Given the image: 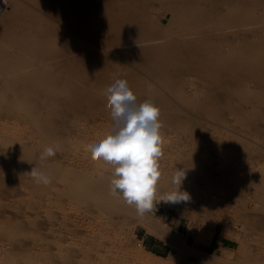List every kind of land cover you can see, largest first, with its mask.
<instances>
[{
    "label": "rangeland",
    "instance_id": "1",
    "mask_svg": "<svg viewBox=\"0 0 264 264\" xmlns=\"http://www.w3.org/2000/svg\"><path fill=\"white\" fill-rule=\"evenodd\" d=\"M104 1L105 0L102 2ZM106 1L110 2V0ZM128 1L130 2L132 0H126V2ZM144 1L145 2H142L143 5L150 6L148 13L149 15L151 14V21L155 19L152 22L149 20V23L151 22L153 26L160 27L161 32L159 33L160 37L158 34L154 33L151 34L153 37H151V35L145 36L146 40H148L140 42L139 44H128V46L125 45L126 47L124 44H120V46L101 45L99 42L92 41L93 39L90 35L86 36L88 33L83 34V37L74 32L75 30L73 27L67 24V21L72 19L70 18L72 15L77 17L76 12L70 10L72 14L69 10V13H66L64 10V13L62 11V13H60L58 9V12L54 14L45 9H41L32 0H10L6 15L0 16V38L2 37L4 29H12L14 21L10 19L16 12L14 8L16 3H19L21 6L19 11L31 10L36 15L42 16L45 21H47L46 24L48 27H53V29L56 28V32H58L57 35L62 36L65 33L68 35L73 34L81 36L80 39L74 36L78 41L76 42V40H74L75 43L70 40L69 42L68 40H66L67 42L63 41L68 46L70 45V48H65L64 46L66 45L61 43L63 45H60L61 48L59 47V50L68 51V53L71 54H69V56L72 58L73 56L75 57V55L79 56L84 53V55L89 57L95 55L94 57L96 58L94 59L93 57V61L100 63V69L105 71V74L100 73L101 80L100 78L98 79L100 80L99 84L101 83V87L99 86L98 88L97 86L98 89L96 88V90L99 93H104V90L109 86V84L106 83H109L111 80V83L114 82L112 79L114 75L117 76L114 78L127 80V76L126 78H122V76L126 75H124V73L127 72V69L130 70V72L132 71V73L134 72L138 77H142L140 78V85L147 88L150 84V88L153 89L151 90L149 88L150 91H145V93L142 92L141 94L143 95L144 93L145 95L142 97H144L145 100L150 99L154 101V103L156 102V105L161 99V101H159L161 107L159 108L164 111L163 109L165 106V111L171 110L169 112L171 116L166 117L167 115H165L159 118L161 121L166 117L164 118L165 120L161 121L162 128L160 129L164 139L163 156L159 160L162 174L157 185L156 207L151 212L146 213L145 216L158 222L176 234L180 240H183L181 242L186 244H184V251L182 248L176 250V248L148 233L144 225L139 221V217H134V214L132 215V213L135 212V207H129L120 197H114L115 200H111L113 202L110 203L112 204L116 201L115 203L117 205L118 203L120 204L122 200V206L121 204L120 206L119 204L117 205L119 208H117L118 210H121L122 207L125 208L121 210V213L115 211V203L112 205L109 203V207L112 208L113 206L112 210L114 209L112 211L107 206V210H111V213H109L110 216L107 213V216L105 214V212H109V210H106L101 216L99 214V216H97V212L92 208H87V210L85 207L83 208L82 205H72L65 197H62V193L60 192L61 189H63V185L59 181L47 186L42 185V188H40L37 187L38 185L35 184L34 179L29 175H24L15 169H13L15 172H9V170L7 171V169L3 168L0 163V264H10V262L13 264H264V86L262 87V85H264V75L261 73L259 63V60L264 56V48H259L264 47V0H253V4L252 0H236L237 2L240 1L238 2L239 5L244 2L240 7H238L239 5L235 0H192L194 4L191 2V5H194V7L190 5L191 0L187 2V5H185V0H178V3L176 0ZM163 1H165V3L161 4ZM174 1H176V6L178 5L183 8L184 12L182 14L184 15L185 13L184 16H178L176 14L177 8H175V3L174 6H171ZM117 2H123L121 3L122 7L128 8L127 10H131L130 8L132 5L134 3L136 4V0L132 1L133 4L132 2L129 3V7H127L128 4L125 3L124 0H118ZM196 2L201 4H197ZM204 2L209 4H204ZM220 2H223V4ZM254 2L257 5H255ZM165 4L166 6H163ZM220 4L222 6H219ZM183 5L188 8H184ZM204 5H206V8ZM203 6L204 10L206 9V14L204 15H202ZM200 7L201 11H199ZM241 7H245L241 12L245 18L243 22L241 21V23L235 25V22V24H233V22L231 23L230 21H233L235 16L240 13L239 10L241 11ZM207 8L211 10L209 9L210 11H208ZM237 8L240 9L237 10ZM197 11L201 13L199 14ZM205 11H203V13H205ZM235 11L236 14L233 13ZM195 13H197L196 16L201 15L202 18L201 16L200 20L199 16L195 18ZM208 13L210 15H208ZM190 15L193 16L191 17ZM246 15H248V18ZM206 16H208L210 20L206 18ZM190 17L192 20H190ZM230 18L231 20H229ZM77 19L79 20V17H77ZM196 19L198 20L196 21ZM206 19H208L209 22ZM188 20L193 22V24L188 22ZM9 21L12 22L10 23ZM194 21L197 27H195L196 24ZM199 21H201V23H199ZM203 21L205 24H203ZM221 21L223 24L218 26L217 24H221L219 23ZM33 22L35 24L38 23L36 20ZM156 23H158V25H155ZM178 23L181 27L178 26ZM191 24L194 26V29ZM41 25H44V23L41 22ZM161 27H167L172 31L167 28H165L167 30L162 29ZM180 28H182V30ZM141 29L140 34H147V32L145 33L146 28L143 27ZM200 30L206 32H200ZM211 31L213 33L206 34ZM36 35L39 37L42 36V33L37 31ZM171 35H175L174 39L175 37L180 38L178 40H181L180 44L182 42L181 49L183 47L182 51L187 54L191 53L189 49L192 51L195 50L197 46L199 47L206 37H211L212 39V35L214 36L213 39H215V37L216 39L218 37L224 38V40H222L223 50L232 55H237L240 49H246L244 52L248 50V52L252 54L253 45H255V53L253 52L252 59L256 61L253 60L255 64L252 61L253 64L250 63L248 66L244 65V73L235 74L233 76L234 79L228 77L229 83H235L233 84L235 86L233 89L235 90L229 88L230 91H227L228 88L221 89L219 85H216L218 87L215 86L217 89L212 90L210 85L213 81L217 82V84H221L220 82L218 83L221 78L219 77L221 76V72L219 71H215L211 77L207 78L205 76L201 77V74H198L196 71L194 72V70L186 71L184 75L179 77L182 83L180 86L177 85L179 80L178 77L173 78L171 76L172 78L170 79L164 77V80L161 81V79L156 78L152 74V72L157 70V72H159V70L160 72L164 70L160 65L162 63H160L159 60L156 61L155 58L160 54L157 50V46L159 45L161 49L165 47L162 49L164 53L166 49L169 51L168 48L171 44L178 45L179 41H174ZM165 36L167 38H165ZM149 38L154 39L149 40ZM159 38L164 45H167L164 46L160 43L161 41H158ZM169 39H171L172 42ZM199 39L201 42L198 41ZM167 41L171 42V44ZM78 43L83 44V47L86 46L87 50L85 47L84 50H80L82 52H79L77 49ZM151 43L155 44L153 46L155 49L157 48L156 52L146 51V53H148L147 55H150L149 53L155 55H153L154 57L152 58L144 55V51H142L143 48L152 46L153 44L151 45ZM73 44L76 48L73 47ZM142 44L144 46H142ZM146 44H148V46H145ZM251 45L253 47H251ZM1 46L2 45H0V47ZM104 47H106L105 50ZM50 48L51 46H49V48L48 46L46 47L45 56H47V52L49 54L48 49ZM90 48L93 51H90ZM257 48L259 49L257 50ZM0 49L3 50V47ZM8 50L9 52L7 53ZM10 50L15 54L21 52L20 50V52L17 50L15 52V50L12 49H7V51L5 49L4 51L6 52L0 51V62L2 61L3 64L12 62L10 61L9 55H13V53ZM74 50L76 51L75 53H73ZM140 50L142 51L140 56L144 55L143 58H140L138 55ZM167 50L166 52H168ZM256 50L260 54L256 53ZM262 51L263 54H261ZM126 52L129 54H126ZM32 53L34 54V51ZM32 53L24 52L20 54L22 59H28L25 62L28 61L27 66L29 65L30 67L20 68V70L22 69L21 71L19 68H13L9 65H6V68H1V70L5 69L9 74L3 72L5 78L11 79L12 76L14 77L23 72L26 74L25 72L28 73L27 70H29L28 74H30V77H33V73L36 72L37 67L38 69H43L41 67L49 65L50 63L65 62V58L63 59L62 56L53 60L49 59V61L45 59L44 61V59H37L35 54L34 57ZM28 56H31V58ZM186 56L188 57V55ZM61 60L62 62H60ZM144 60L146 62L148 61L147 65H144ZM149 60L153 64H151ZM176 60L179 61L178 59ZM46 61H48L49 64ZM30 62L33 63L31 64ZM175 63L176 62L172 65L175 68L181 64L180 61ZM256 63L258 67L255 66ZM141 64H143V66ZM149 65L151 68L154 66L153 70L148 67ZM117 67L121 69L119 68L117 70ZM247 67L250 69L248 73L251 72V75L247 73ZM109 68L111 69L110 71H108ZM119 70L123 75L120 74L119 76ZM258 70L263 77L260 76ZM14 72L16 73L13 74ZM244 74L245 76L247 75L246 78L252 79H245ZM7 75L10 77H7ZM151 75H153V77ZM104 76H108L109 78H105L108 80L110 79V81L108 82L107 79L104 80ZM3 77L1 76L0 78ZM32 77V81H35L36 76H34V79ZM216 78H218V80ZM256 78L257 80L259 78L260 82L259 80L257 81ZM142 79L145 83L147 82V84H149H144V82L142 84ZM168 79L170 81H168ZM239 79H242V82ZM68 82H70L72 86L75 80L69 79L66 82L67 84H63L65 85L63 88H69ZM236 83H239L240 86L237 87L238 84ZM35 85L33 91L36 93L37 90L38 93H40L39 90L42 89L41 96H37L38 93H36L32 97H27V99H32V103L28 101L34 109L31 108V110L36 111L31 112H38L36 114L37 117H39L41 121L44 120V122L39 120V123H37L27 112H9L0 105V151H4L5 148V155L2 151L0 154L8 158L12 154L13 156L11 155L10 157L12 159H9L13 163L16 162L14 158H18L16 155H19V153L15 151L22 152V155L23 153L25 155L28 153L31 157L29 158L30 155L27 154L29 159L27 157L25 159H28V161L32 160V163L36 164L39 163L36 158L39 157L40 153H42L46 147H54L57 149L56 156L49 158L46 161L47 163L45 162L44 164H49L51 162L50 164L58 165L60 167V169H58L59 172H63V169L67 170L68 168L82 169L87 163L95 164L96 162L94 163L90 159L89 162L87 161L88 159L84 161L82 156L89 154L86 150L87 145L99 142L112 130L114 121L111 118V109L108 106L107 100L102 99L106 101L107 104L104 101L102 103L101 99H99L97 103L93 102L92 104V101L86 97L87 93H79L78 91L77 93H68V90L63 91V89H60L61 96L63 97L61 103L55 105L53 108H46V106L41 107L40 102L47 101L49 99V94L46 97L45 94H47V92L43 93L45 91L44 88L39 86L38 82L37 84L35 82ZM106 85L108 86L104 89ZM236 87L239 88V90L244 88L242 89L243 96L240 94L241 91L237 92L239 90L236 89ZM206 88H208V90ZM100 89H102L103 92H101L102 90ZM60 90L58 89L57 92L54 91L55 95H60ZM222 90H224V92ZM205 91L209 93L210 96ZM216 91H220L222 94L218 92V95ZM258 92L259 94H257ZM221 98L223 100H221ZM65 99L67 100L66 102ZM71 99L82 101L83 105L74 107V105L69 104L71 103ZM202 99L206 100L203 101ZM216 100H218L222 106L224 103V106H221L223 110L219 108L220 104L216 102ZM186 101L191 105L185 103ZM192 101L194 104L196 103V105L192 104ZM260 102L262 104H259ZM100 103L102 104L100 105ZM104 103L106 105H104ZM197 104L200 105L198 106ZM218 104L219 106H217L216 109V105ZM94 105L96 107H94ZM201 105L204 107V111L206 108L209 109V107H211L210 110L212 112L209 110L211 113L206 110V112L210 114V117H208V113L207 117L205 116L206 113L201 114V116L204 114V117L200 116L197 111L200 110L199 107H201ZM218 109L221 113L218 112ZM257 109L259 111L261 110L262 112L260 111V113L262 114H260ZM40 123L42 126H39ZM9 149H12L10 154ZM14 153L17 154L15 155ZM1 155L0 158L2 157ZM25 155L21 156L20 154L21 157L19 156V158H24ZM96 164H99L98 167H100L101 171L104 169L102 171L104 174L110 172L111 175L113 166L110 163L101 160ZM101 165L103 168H101ZM177 168H184L186 171L181 190L189 194L190 200L178 204L159 202V197L161 195L175 190L171 184V178ZM17 172L19 173L17 174ZM108 176L107 178L110 180L111 176ZM107 193H110V190L109 192L107 191ZM127 208L129 209L127 210ZM91 211L94 214H92ZM112 212L115 213L112 214ZM122 212H124L123 216L121 215ZM118 215L119 217H117ZM219 234H222L225 239V243L221 246H218L214 242V239ZM152 249H157L159 253L153 252Z\"/></svg>",
    "mask_w": 264,
    "mask_h": 264
},
{
    "label": "bare ground",
    "instance_id": "2",
    "mask_svg": "<svg viewBox=\"0 0 264 264\" xmlns=\"http://www.w3.org/2000/svg\"><path fill=\"white\" fill-rule=\"evenodd\" d=\"M38 7H40L41 9H45V10H47V11H49V12H51V13H54V14H56L57 12H58V9L60 10V13H64V10L66 11V13L68 12V10H69V12H70V10H72V11H74V12H76V16L77 17H79V20L77 19V17H74L73 15H72V17H70V18H72V19H70V20H68L67 21V24H69V25H71L72 27H73V29L75 30L74 32H76L77 34H80V35H82L83 37H84V35L83 34H86V33H88L86 36H88V35H90L91 36V38L93 39L92 41H96V42H99L101 45H103V44H106V45H119L120 46V44H124V46L126 45V46H128V44H133V43H137V44H139L140 42H143V41H147L146 40V37L145 36H148V35H151L152 33H154V34H158L159 35V33L161 32V29H160V27H158V26H153L152 24L153 23H151L153 20H155V19H153L152 21H151V19H150V15H149V8H150V6L149 5H143L142 4V2H145L144 0H136V4L134 3L133 4V0L132 1H128V2H126V0H124V2L125 3H127L128 4V6L127 7H129V3H131L132 2V7H131V4H130V9L131 10H127L126 8H124V7H122V4L121 3H123V2H117L118 0H110V2L109 1H104V2H102L103 0H32ZM121 1V0H120ZM123 1V0H122ZM177 1V3H178V0H176ZM176 1H174L173 2V5H171V6H174V3L176 2ZM186 1V4L185 5H187V2L189 1V0H185ZM193 1H195V0H193ZM193 1L191 0L190 1V5H191V2L193 3ZM198 1V0H197ZM200 1V0H199ZM203 1V0H202ZM212 1V0H211ZM211 1H210V3H211ZM225 1V0H224ZM229 1V0H228ZM232 1V0H231ZM234 1V0H233ZM236 1V0H235ZM244 1V0H243ZM255 1V0H254ZM135 2V1H134ZM146 2H147V0H146ZM170 2V1H169ZM206 2V1H205ZM204 2V4H209V3H205ZM214 2V1H213ZM227 2V1H226ZM237 2V1H236ZM238 2H240V1H238ZM238 2H237V4H238ZM242 2V1H241ZM9 3H10V0H9ZM124 3V4H125ZM163 3H165V1H163L161 4H163ZM197 3V2H196ZM199 3V2H198ZM197 3V4H198ZM221 3V2H220ZM244 2H242L241 4H243ZM172 4V3H171ZM184 4V3H183ZM194 4V3H193ZM199 4H201V3H199ZM221 4H223V2L221 3ZM219 5V6H222V5ZM225 4V3H224ZM239 5L238 7H240V6H242V5ZM252 4H253V0H252ZM254 4H255V2H254ZM168 5H169V3H168ZM213 5V4H212ZM248 5V4H247ZM255 5H257V4H255ZM163 6H166V4L165 5H163ZM178 6V5H177ZM176 6V3H175V8H177L176 9V14L179 16V15H181V16H184L185 15V13H184V15L182 14L184 11H183V8L181 7V6H178L177 7ZM205 6V8H206V5H204ZM204 6H203V10H202V15H204V14H206V9L204 10ZM211 6V5H210ZM231 6V5H230ZM26 7V6H25ZM160 7V6H159ZM183 7H184V5H183ZM191 7H194V5L192 6L191 5ZM214 7V6H213ZM225 7V6H224ZM16 10V12H15V14L11 17V19L10 20H12V21H14L13 22V24L14 25H12L11 27H12V29L10 28L9 30H5L4 29V31L2 32V37L0 38V45H2L1 47H3V50L2 49H0V51L2 50V51H4L5 49H6V51H7V49H12V50H15V52H16V50L18 51V52H20L19 54L17 53V54H15V53H13L11 50V52L13 53V55L12 54H10L9 55V58H10V61H12L11 63H8V64H3L2 63V61L0 62V70H1V68H4L6 65H9V66H12L13 68H19V70H20V68H25V67H28L27 66V63H28V61L27 62H25L26 60H28V59H26V60H24V59H22V57L20 56V54L21 53H27V52H30V53H32L33 51H34V54H35V56H36V58L37 59H44V61H45V59H48V61H49V59L50 60H53V59H55V58H58L59 56H62L63 57V59L65 58V62H62V60L60 61V62H62V63H48V61H46L49 65H42L43 67H41V68H43V69H38V67H37V70H36V72L33 70H31L32 72H35V73H33L32 75H33V79H34V76H36V79H35V81H32V79H31V77H30V74H28L29 73V70H27L28 71V73L27 72H25L26 74H24V72L22 73V74H18V75H15L14 77L12 76V78L11 79H6L5 78V74H3V72H7L5 69L4 70H1V72H0V77L2 76H4L3 78H0V80H1V82H0V105L3 107V108H5V109H7V111H23V112H27V114L28 115H30L31 117H32V119H35L36 121H37V123H39V117H37V113H33V112H36V111H33L34 109L32 108V105H31V103H32V99L31 100H29V98L27 99V97H32V96H34V94H36V93H38V91L36 90V93H35V91H33V89H34V87L36 86L35 85V82H36V84H37V82L39 83V86H41V87H43L44 88V92L43 93H46L47 92V94H45L46 95V97L48 96V94H49V99L47 100V101H42V102H40V104H41V107H45L46 106V108H53L55 105H58L59 103H61V101H63V97L61 96V90L60 89H63V91L64 90H68V93L69 92H75V93H77V91L79 92V93H87V98L88 99H90V101H92L91 103L93 104V102L95 103H97L98 102V100L99 99H101V102L103 103V101L104 100H102V99H105V100H107V98H106V96L103 94V93H99L97 90H96V88H97V86H98V88H99V86H100V84H99V82H100V80H101V78H100V73H104L105 71H103L102 69H100V63H97V62H95V61H93V57L95 56H91V57H89V56H87V55H75V57L73 56V58L71 57V56H69V54L70 53H68V51H64V50H59V47L61 48V46L64 44V45H66V46H64L65 48L66 47H69L67 44H65V42H63V41H66V40H68V42H69V40L70 41H74V40H76V42H78L77 41V39H75L74 38V36L75 37H79V39H80V37L81 36H78V35H68V34H63V32H62V36H59V35H57V33L58 32H56V28L55 29H53V27H48L47 26V24H46V22L47 21H45V19L42 17V16H39V15H36L34 12H32L31 10H29V11H27V10H22V12L21 11H19V9L21 8V6H20V4L19 3H16V6L14 7ZM161 8V7H160ZM173 8V7H172ZM172 8H170V9H172ZM184 8H188V7H184ZM245 8V7H244ZM243 7H241V11L239 10V14H237L236 16H235V18L233 19V21H230L231 23L233 22V24H235V25H237V24H239V23H241V21L243 22L244 21V15L241 13L242 12V9H244ZM28 9V8H27ZM163 9V8H162ZM162 9H160V10H162ZM200 9V10H199ZM198 10L199 11H201V7L199 8ZM208 9V11H210L211 9L210 8H207ZM210 9V10H209ZM238 9H240V8H237V10ZM236 10V9H235ZM62 11V12H61ZM164 11V10H163ZM168 11V10H167ZM203 11H205V13H203ZM244 11V10H243ZM68 12V13H69ZM198 12V11H197ZM214 12V11H213ZM212 12V13H213ZM245 12V11H244ZM243 12V13H244ZM7 13V12H6ZM6 13H4L2 16H4V15H6ZM70 13H72V12H70ZM173 13V12H172ZM189 13V12H188ZM192 13V12H191ZM199 14L201 13V12H198ZM210 13V12H209ZM208 13V15H210ZM233 13H235L236 14V11L235 12H233ZM73 14V13H72ZM196 14L197 13H195L194 15H195V18L197 17L198 18V16H196ZM214 14V13H213ZM213 14H211V15H213ZM216 14V13H215ZM58 15V14H57ZM63 15V14H62ZM174 15H175V12H174ZM173 15V16H174ZM177 15H176V17H177ZM65 16H68V15H65ZM191 16V15H190ZM193 16V15H192ZM191 16V17H192ZM201 16V15H200ZM200 16H199V20H200ZM231 16V15H230ZM248 15H246V17H247ZM69 17V16H68ZM187 17V16H186ZM190 17V18H191ZM180 18V17H179ZM201 18H202V16H201ZM206 18H208L209 19V17L208 16H206ZM211 18V17H210ZM232 18V17H231ZM231 18L229 19V20H231ZM248 18V17H247ZM175 19H177V18H175ZM183 19V18H182ZM204 19V18H203ZM202 19V20H203ZM208 19H206V20H208ZM212 19V18H211ZM213 19H214V17H213ZM225 19V18H224ZM224 19H223V21H224ZM36 20V22L38 21V23L37 24H35L33 21H35ZM66 20V19H65ZM149 20L151 21L150 23H149ZM163 20V19H162ZM190 20H192V18L190 19ZM195 20V19H194ZM198 19H196V21H197ZM201 20V21H202ZM210 20V19H209ZM209 20H208V22H209ZM229 20H228V22H229ZM5 21V20H4ZM12 21H9L10 23L12 22ZM156 21H159V20H156ZM155 21V22H156ZM171 21V20H170ZM201 21H199V23H201ZM226 21V20H225ZM41 22L42 23H44V25H41ZM154 22V23H155ZM172 22V21H171ZM170 22V23H171ZM175 22H178V21H175ZM181 22V21H180ZM188 22H191V21H189L188 20ZM204 22V21H203ZM207 22V21H206ZM227 22V23H228ZM235 22V23H234ZM1 23V22H0ZM163 23V22H162ZM192 24H193V22H191ZM194 23H195V21H194ZM219 23H221V24H217L218 26L219 25H222L223 24V22L221 21V22H219ZM173 24V23H172ZM175 24V23H174ZM177 24V23H176ZM189 24V23H188ZM192 24H191V26H192ZM196 24V23H195ZM203 24H205V22L203 23ZM202 24V25H203ZM207 24V23H206ZM6 25V24H5ZM147 25V26H146ZM155 25H158V23H156ZM159 25H161V24H159ZM201 25V26H202ZM216 25V26H217ZM225 25H226V23H225ZM8 26H9V23H8ZM50 26H52V25H50ZM175 26V25H174ZM177 26V25H176ZM178 26H179V23H178ZM184 26V25H183ZM186 26V25H185ZM146 28L145 30V33L147 32V34H144V35H142V34H140V29L141 28ZM179 27H181V26H179ZM190 27V26H189ZM195 27H197V24H196V26ZM213 27V26H212ZM162 28V27H161ZM165 28H167V27H165ZM165 28H162V29H165ZM183 28H186V27H183ZM192 28L194 29V26H192ZM1 29V28H0ZM167 29H169V28H167ZM167 29H165V30H167ZM172 29H173V27H172ZM176 29V28H175ZM177 29H178V27H177ZM181 30H182V28H180ZM190 29H191V27H190ZM141 30H143V29H141ZM170 30V29H169ZM174 30V29H173ZM185 30V29H184ZM209 30H210V28H209ZM212 30V29H211ZM37 31L38 32H41L42 33V36H37L36 34H37ZM59 31V30H58ZM170 31H172V30H170ZM191 31H193V30H191ZM1 32V31H0ZM36 32V33H35ZM164 32V31H163ZM185 32V31H184ZM190 32V31H189ZM200 32H206V31H201L200 30ZM61 33V32H60ZM75 33V34H76ZM167 33V32H166ZM210 34V33H213L212 31L211 32H207L206 34ZM162 34V33H161ZM164 34V33H163ZM170 34H172V33H170ZM200 35H201V33H200ZM203 35H204V33H203ZM155 36V35H154ZM172 36V35H171ZM175 36V35H174ZM174 36H172L173 38V40L174 41H177L178 39H180V38H177V37H175V39H174ZM205 36H207V35H205ZM210 36V35H209ZM151 37H153L152 35H151ZM159 37H160V35H159ZM212 37L214 38V36L212 35ZM88 38V37H87ZM148 38V37H147ZM157 38V37H156ZM164 38V37H163ZM165 38H167L166 36H165ZM170 38V37H169ZM200 38V37H199ZM202 38V37H201ZM211 39V37H206L205 39H203V43H201V45H199V47L197 46L196 48H195V50H190L189 49V51L191 52L190 54H187V53H184V51H182V49H183V47H182V49H181V44H182V42H181V44H180V41H179V44L177 45V44H171V39H169L171 42H169V41H167V42H169L171 45L169 46V51L168 52H166V50H164L165 52L163 53L162 52V49H164L165 47H162V49H161V47H159V45L157 46V50H158V52L160 53L159 54V56L157 57H155L156 58V61L157 60H159L160 61V63H162V64H160L163 68H164V70L163 71H161L160 72V70H159V72H157V71H155V72H152V74L156 77V78H158V79H161V81L162 80H164V77L165 78H176V77H178V83H177V85L178 86H180L182 83L180 82V78L179 77H181L182 75H184V73H186V71H191V70H194V72L196 71L198 74H201L200 76L202 77V76H205L206 78L207 77H211L212 75H213V73L215 72V71H219V72H221V76H219V77H221L220 79H219V81H218V83L220 82L221 84H217V82H215V81H213V83L210 85L211 86V88H212V90H215V89H217L216 87H218V86H216V85H219V88H221V89H226V88H228L227 89V91H230V89L232 88H235V86L233 85V84H235V83H229L228 82V77L230 78V77H232V79H234L233 78V76L236 74H241V73H244V65H247L248 66V64H250V63H252V61L254 60V59H252V57H253V52H254V47H256L255 45H251V47H253V49L252 48H249V49H252L253 50V52H252V54L250 53V52H248V50H247V52H244V50H246V49H244V50H242V49H240V51H238V54L237 55H232V54H229V53H227V52H225L224 50H223V44H222V40H224V38H221V37H218L217 39H216V37H215V39ZM89 39V38H88ZM152 39H154V38H152ZM152 39H150L149 38V40H152ZM162 39V38H161ZM160 40V38L158 39V41ZM214 40V41H213ZM154 41V40H153ZM153 41H151V42H153ZM157 41V40H156ZM161 41V40H160ZM159 41V42H160ZM177 41V42H178ZM198 41H200V39L198 40ZM67 42V41H66ZM149 42V41H148ZM164 42H166V41H164ZM177 42H175V43H177ZM201 42V41H200ZM61 43H63V44H61ZM74 43H75V41H74ZM160 43H162V41L160 42ZM215 43V44H214ZM148 44H150V43H148ZM148 44H146L145 46H148ZM153 44V45H152ZM155 44H156V42H155ZM154 43H151V45L152 46H148V47H145V48H143V50L142 51H144V55H147L148 53H146V51H148V52H153V51H157L153 46L155 45ZM163 44V43H162ZM197 44H198V42H197ZM263 44V43H262ZM61 45V46H60ZM134 45V44H133ZM164 45V44H163ZM167 44H165L164 46H166ZM48 46V48H49V46H51V48L50 49H48V51H49V54H48V52L46 53L47 54V56H45V50H46V47ZM72 46V45H71ZM76 46H77V44H76ZM105 46V45H104ZM125 46V47H126ZM142 46H144L143 44H142ZM142 46H141V48H142ZM162 46V45H161ZM196 46V45H195ZM248 46V45H247ZM263 46V45H262ZM0 47V48H1ZM53 47V48H52ZM73 47L74 48H76L75 47V45L73 44ZM72 47V48H73ZM86 47V46H85ZM85 47H83V44H81V43H78V46H77V49L79 50V52H82V51H80V50H84L85 49ZM103 47V46H102ZM140 47V46H139ZM156 47V46H155ZM258 47V46H257ZM65 48H62V49H65ZM70 48V47H69ZM92 48V47H91ZM89 49L90 51L92 50V49ZM105 48L106 47H104V50H105ZM185 48V47H184ZM193 48V47H192ZM259 48H264V47H259ZM259 48H257V50L259 49ZM128 49V48H127ZM261 49H260V51H261ZM20 50V51H19ZM52 50V51H51ZM86 50H87V47H86ZM85 50V51H86ZM123 50V49H122ZM129 50V49H128ZM137 50V49H136ZM185 50H186V48H185ZM242 50V51H241ZM257 50H256V53H258V54H260L259 52H257ZM1 51V52H2ZM6 51H4V52H6ZM35 51H37V52H35ZM73 51V50H72ZM93 51V50H92ZM119 51V50H118ZM124 51V50H123ZM130 51V50H129ZM128 51V52H129ZM142 51L140 50L139 52H138V55H139V57L140 58H143V56L144 55H142V56H140L141 54H142ZM187 51V50H186ZM9 52V50L7 51V53ZM70 52V51H69ZM76 51L74 50V52L73 53H75ZM119 52H121V51H119ZM128 52H126V54L128 53ZM137 52V51H136ZM157 52V53H158ZM90 53V52H89ZM97 53V52H96ZM189 53V52H188ZM255 53V52H254ZM3 54H5V53H3ZM33 54V53H32ZM32 54H30V55H32ZM34 54H33V56H34ZM88 54V53H87ZM99 54V53H98ZM98 54H97V56H98ZM129 54V53H128ZM150 55H147V56H149L150 58H152V57H154L151 53H149ZM156 54V53H155ZM261 54H263V51L261 52ZM71 55V54H70ZM93 55V54H92ZM116 55V54H115ZM158 55V54H157ZM186 55H188V57L186 56ZM255 55V54H254ZM8 56V55H7ZM34 56V57H35ZM101 56H103V55H101ZM234 56H236V57H234ZM259 56V55H258ZM2 57H3V55H2ZM26 57V56H25ZM29 57V56H28ZM104 57V56H103ZM146 57V56H145ZM145 57H144V59H145ZM260 57H261V55H260ZM27 58V57H26ZM29 58H31V56L29 57ZM96 57H94V59H95ZM99 58H101V57H99ZM139 58V59H140ZM147 58V57H146ZM32 59H33V57H32ZM98 59V58H97ZM106 59V58H105ZM138 59V60H139ZM176 59H178L179 61H180V66H178L177 68H175L174 66H172L173 65V63L174 62H179V61H177ZM1 60V59H0ZM35 60V59H34ZM148 60V59H147ZM258 60V59H257ZM31 61V60H30ZM43 61V62H44ZM109 61V60H108ZM145 61V60H144ZM150 61V60H149ZM153 61V60H152ZM254 61H256V60H254ZM254 61H253V63H254ZM40 62H42V61H40ZM99 62V61H98ZM104 62V61H103ZM136 62V61H135ZM148 62V61H147ZM147 62L145 61V63H144V65H147ZM31 64L33 63V62H30ZM150 63H151V61H150ZM175 63V64H176ZM252 63V64H253ZM259 63H260V69H261V73L264 75V56L261 58V60H259ZM37 64H38V62H37ZM42 64V63H41ZM151 64H153V63H151ZM156 64V63H155ZM158 64V63H157ZM174 64V65H175ZM255 64V63H254ZM104 65H105V63H104ZM103 65V66H104ZM108 65V64H107ZM142 66H143V64H141ZM179 65V64H178ZM32 66V65H31ZM39 66V65H38ZM152 66V65H151ZM177 66V65H176ZM254 66V65H253ZM252 66V67H253ZM255 66H257V63H256V65ZM30 67V66H29ZM78 67H80V68H78ZM82 67V68H81ZM149 68H151L150 67V65L148 66ZM154 67V66H153ZM153 67L151 68V70H153ZM246 67V66H245ZM258 67V66H257ZM6 68V67H5ZM9 68V67H8ZM113 68V67H112ZM120 68V67H119ZM118 67H117V70L119 69ZM250 68V67H249ZM256 68V67H255ZM33 69H34V67H33ZM121 69V68H120ZM157 69H159V68H157ZM253 69H254V67H253ZM256 69H258V68H256ZM259 69V70H260ZM10 70V69H9ZM22 70V69H21ZM20 70V71H21ZM111 69L109 68V70L108 71H110ZM124 70V69H123ZM147 70V69H146ZM161 70H162V68H161ZM248 70L250 71V69H248V67H247V73H248ZM251 70H252V68H251ZM258 70V71H259ZM15 71V70H14ZM24 71V70H23ZM120 71V70H119ZM246 71V70H245ZM257 71V72H258ZM13 72V71H12ZM17 72V71H16ZM16 72H14L13 74H15ZM19 72V71H18ZM114 72V71H113ZM193 72V71H192ZM193 72V73H194ZM253 72H255V71H253ZM10 73V72H9ZM21 73V72H20ZM31 73V72H30ZM108 73V72H107ZM106 73V74H107ZM112 73V72H111ZM116 73V72H115ZM150 73V72H149ZM188 73V72H187ZM190 73V72H189ZM259 73H260V71H259ZM261 73H260V76L261 77H263L262 75H261ZM6 74H8V72L6 73ZM105 74V73H104ZM120 74H122L121 73V71H120V73H119V76H120ZM126 74V75H125ZM248 74H250L251 75V72L250 73H248ZM256 74V73H255ZM9 75V74H8ZM7 75V77H10V76H8ZM118 75V74H117ZM123 75V74H122ZM124 75L125 76H122V78L123 77H125L126 78V76H127V81H128V84H129V87H130V89L133 91V93L136 95V97H137V103L139 104V103H142V102H144L145 101V98L144 97H142V96H145L144 95V93H145V91L147 92V91H150V84L148 85L147 84V82L145 83V81H143V79H142V84H143V82H144V84H147L148 86H147V88L146 87H144V86H142V85H140V78H142V77H138V75H136V74H134V72L132 73V71L130 72V70H128L127 69V72H125L124 73ZM153 75H151L152 77H153ZM250 75H249V78H250ZM258 75V74H257ZM17 76V77H16ZM116 75H114L113 76V80H114V77H115ZM167 76V77H166ZM172 76V77H171ZM239 76V75H238ZM244 76H245V74H244ZM247 76V75H246ZM246 76H245V79H248V77L246 78ZM95 77V78H94ZM105 77H107V78H109L108 76H104V80H106L107 78H105ZM117 77V76H116ZM200 77V78H201ZM204 77V78H205ZM242 77V76H241ZM253 77V76H252ZM257 77V76H256ZM100 78V80H98ZM151 78V77H150ZM205 78V79H206ZM239 78H240V76H239ZM69 79H73V80H75V82H74V84L71 86L70 85V82H68L69 84H68V86H69V88L67 87L66 89L65 88H63L65 85H63V84H65ZM168 79V81H170ZM217 80H218V78H216ZM242 79H243V77H242ZM241 79V80H242ZM250 79H252V78H250ZM250 79H248V80H250ZM254 79V78H253ZM261 79V78H260ZM108 80V79H107ZM216 80V81H217ZM240 80V79H239ZM240 80V81H241ZM256 80H257V78H256ZM258 80H259V78H258ZM257 80V81H258ZM262 80H263V78H262ZM102 81H103V78H102ZM110 81V79L108 80V82ZM112 81V80H111ZM111 81L109 82V83H106V84H109V86H110V83H111ZM174 82H176L175 80H173ZM104 82V81H103ZM242 82V81H241ZM259 82H260V80H259ZM73 83V82H72ZM67 84V83H66ZM112 84V83H111ZM236 84H238V86L237 87H239L240 85H239V83H236ZM261 84H262V81H261ZM35 85V86H34ZM176 85V84H175ZM102 86H103V83H102ZM108 85H106L105 87H104V89L107 87ZM160 86V85H159ZM205 86V85H204ZM216 86V87H215ZM242 86V85H241ZM244 86V85H243ZM264 85H262V87H263ZM101 87V86H100ZM236 87V89H238L239 90V88H237ZM38 88H40V87H38ZM97 88V89H98ZM150 88V89H149ZM174 88V87H173ZM176 88H178V87H176ZM218 88V89H219ZM230 88V89H229ZM242 88V87H241ZM240 88V89H241ZM37 89V88H36ZM58 89L60 90L59 92H60V95L59 94H56L55 95V92L54 91H58ZM153 89V88H152ZM151 89V90H152ZM179 89V88H178ZM177 89V90H178ZM207 90H208V88H206ZM221 89H220V91H221ZM242 89H244V88H242ZM239 90V91H237V92H240V94L242 95L243 93V90ZM41 90L42 89H40L39 90V92L40 93H38L37 94V96H41ZM100 90H102V89H100ZM173 90V89H172ZM233 90H235V89H233ZM63 91H62V93H63ZM179 91V90H178ZM177 91V92H178ZM220 91H216L217 92V94L219 95V93L218 92H220ZM223 92H224V90H222ZM101 92H103V90L101 91ZM142 92H144L143 93V95L141 94ZM206 92V91H205ZM212 92H214V91H212ZM211 92V93H212ZM78 93V94H79ZM207 93V92H206ZM221 94H222V92H220ZM64 94V93H63ZM74 94V93H73ZM208 95H209V93H207ZM216 94V93H215ZM216 94V95H217ZM257 94H259V92L257 93ZM261 94V93H260ZM72 95V94H71ZM71 95H70V97H71ZM86 95V94H85ZM244 95V94H243ZM242 95V96H243ZM75 96V95H74ZM203 96V95H202ZM210 96V95H209ZM214 96V95H213ZM241 96V97H242ZM262 96V95H261ZM80 97V96H79ZM82 97V96H81ZM206 97V96H205ZM221 97H222V95H221ZM11 98V99H10ZM65 98V97H64ZM72 98V97H71ZM77 98V97H76ZM200 98V97H199ZM217 98V97H216ZM218 98H219V96H218ZM259 98V97H258ZM83 99V98H82ZM162 99H164V98H162ZM220 99V98H219ZM218 99V100H219ZM31 101V103L29 102V101ZM147 100V99H146ZM165 100V99H164ZM198 100V99H197ZM203 100V99H202ZM201 100V101H202ZM204 100H206V99H204ZM203 100V101H204ZM209 100H210V97H209ZM218 100H216V102H218ZM221 100H223L222 98H221ZM67 100L65 99V102H66ZM88 101V100H87ZM159 101H161V99L159 100ZM157 102V105L159 106V107H161V104H160V102ZM183 101H185V100H183ZM196 101V100H195ZM201 101H199V102H201ZM202 101V102H203ZM211 101H213V100H211ZM220 101V100H219ZM262 101V100H261ZM68 102H69V100H68ZM70 102L71 103H69V104H72V105H74V107L76 106H81V105H83V102L81 101H77L76 99H71L70 100ZM105 103H106V101H104ZM108 102V101H107ZM154 102V101H153ZM163 102V101H162ZM191 102V101H190ZM197 102V101H196ZM201 102V103H202ZM222 102V101H221ZM80 103H82V104H80ZM102 103H100V105L102 104ZM104 103V105H106ZM185 103H187V101L185 102ZM204 103V102H203ZM210 103V102H209ZM219 103V102H218ZM264 103V102H263ZM155 104H156V102H155ZM188 105L190 104V103H187ZM192 104H194V102L192 101ZM206 104V103H205ZM212 104V103H211ZM217 104V103H216ZM219 104H220V106H219ZM218 105H216V109H217V106H219V108L221 109V103H219ZM259 104H262L261 102L259 103ZM103 105V106H104ZM163 105H164V103H163ZM191 105V104H190ZM194 105H196V103L194 104ZM198 106L200 105V104H197ZM209 105V104H208ZM215 105V104H214ZM213 105V106H214ZM264 105V104H263ZM0 106V107H1ZM99 106V105H98ZM102 106V107H103ZM203 106H205V105H203ZM223 106H224V103H223ZM222 106V107H223ZM34 107V106H33ZM94 107H96L95 105H94ZM205 107H207V106H205ZM215 107V106H214ZM31 108L33 109V110H31ZM35 108V107H34ZM203 108L204 107H202V105H201V107H199V111H197V112H199V114H200V116H201V114L202 113H206V117L208 116L207 115V113L209 112V113H211L212 111L210 110L211 109V107H209V109H207L206 108V110L208 111V112H206V110L204 111L203 110ZM264 108V107H263ZM36 109H38V108H36ZM35 109V110H36ZM165 106H164V111H162L161 109V115H160V117H163V116H165V115H167L166 117H170L171 115H170V111L171 110H169V111H165ZM195 109H196V106H195ZM198 109V108H197ZM214 109V108H213ZM215 109V110H216ZM211 112H210V111ZM214 110V111H215ZM221 110H223V109H221ZM258 110V109H257ZM31 111H33V112H31ZM213 111V112H214ZM259 111V110H258ZM261 111V110H260ZM260 111H259V113H260ZM197 112H196V114H197ZM218 112L219 113H221L220 111H219V109H218ZM262 112V111H261ZM30 113V114H29ZM208 113V114H209ZM216 113V112H215ZM215 113H212V114H215ZM212 114H211V117H212ZM260 114H262V113H260ZM204 115V114H203ZM202 115V116H203ZM218 115H220V114H218ZM201 116V117H202ZM260 116V115H259ZM166 117H164V118H166ZM204 117V116H203ZM208 117H210V114H209V116ZM216 117H217V115H216ZM162 119L161 121H163V120H165V119ZM41 121V120H40ZM43 122H44V120H42ZM41 121V122H42ZM39 126H42V124L40 123L39 124ZM1 145V144H0ZM2 145H3V143H2ZM5 145V144H4ZM1 147V146H0ZM12 147V146H11ZM10 147V148H11ZM16 147V146H15ZM18 148V147H17ZM17 148H15V149H17ZM11 150V151H10ZM14 150V149H13ZM2 151V150H1ZM0 151V152H1ZM3 152V154H4V152H5V148H4V151H2ZM12 152V149H9V154ZM14 152V151H13ZM15 152H17V153H19V155H16L17 153H14L16 156H18V158L16 159V158H14L15 159V161L16 162H11V160L10 159H12V158H10L11 157V155H10V159L7 157V156H4V155H1L2 157L0 158L1 160H0V163H1V166L3 167V168H5V169H7V171L9 170V172H13L14 170L13 169H15L16 171H19V172H21L22 174H24V175H27L28 176V174H26V173H29V171H31V169H32V167H33V164L34 163H32V160H29L28 161V159L31 157V155L30 154H28V153H26V155L23 153V155H25V157L24 158H19V156H20V154H21V156H23L22 155V152H18V151H15ZM27 154L28 155H30L29 156V158L27 157ZM13 156V155H12ZM20 156V157H21ZM28 158V159H25V158ZM83 157V159H84V161L86 160V159H88L87 161L89 162V154H85V155H83L82 156ZM38 159V157L36 158V160ZM39 161V160H38ZM34 162H35V159H34ZM46 162V161H45ZM44 162V163H45ZM100 162V161H99ZM47 163V162H46ZM51 163V162H50ZM44 164L43 165V167L41 168L40 167V162L39 163H36L37 164V167L40 169V170H42V171H45V172H48V173H50L51 174V178H52V182H51V184H53V183H56L57 181H59L60 183H62V185H63V189H61V192H60V190H59V192L60 193H62L61 195H62V197H65V199H67L68 201H69V203L70 204H78V205H82L83 206V208L85 207L86 209L87 208H92L95 212H97L96 213V215L97 216H101L102 215V213L104 214V212L107 210V206L109 207V203L110 202H113V201H111V200H115V198H114V196H112V195H109L110 193H107V191L109 192V190H110V186H109V179L107 178V176H108V174H109V176H111L110 175V172L109 173H107V174H104V172H102L101 170H100V167H98L99 166V164L97 165L95 162V164H92V163H87L85 166H83L82 167V169H74V168H68L67 170L66 169H63L64 171L62 172V171H58V169H60V167L58 166V165H54V164ZM85 163V162H84ZM36 164H34V165H36ZM39 165V166H38ZM105 165V164H104ZM65 168V167H64ZM101 168H103V166L101 165ZM105 168V167H104ZM15 172V171H14ZM19 172H17V174L19 173ZM20 173V174H21ZM7 174H8V172H7ZM19 174V175H20ZM9 175H10V173H9ZM12 176V175H11ZM10 176V177H11ZM108 176V177H109ZM24 177V176H23ZM17 178V177H16ZM22 178V177H21ZM17 180V179H16ZM22 182V181H21ZM37 187H40V188H42V185H39V186H37ZM39 188V189H40ZM46 188V187H45ZM109 189V190H108ZM42 191V190H41ZM46 191V190H45ZM46 193V192H45ZM116 202V201H115ZM114 202V203H115ZM114 203H112V204H114ZM118 203V202H117ZM111 204V203H110ZM111 204V205H112ZM119 204V203H118ZM117 204V205H118ZM121 206H122V200H121ZM120 204H119V206H120ZM115 205H116V203H115ZM117 205H116V212L118 211L119 213H121V210L123 209H125V208H123L122 207V209L121 210H118L119 208L117 207ZM70 206V205H69ZM124 206V205H123ZM111 210H112V208H113V206H112V208L111 207H109ZM118 208V209H117ZM81 209V208H80ZM85 209V210H86ZM129 208H127V210H128ZM132 209H133V207H132ZM88 210V209H87ZM91 210V209H90ZM109 210V209H108ZM107 210V211H108ZM111 210H109V212H105V214L107 213L108 215H109V213H111ZM114 210V209H113ZM112 210V211H113ZM83 211H84V209H83ZM90 213V212H89ZM91 213L92 214H94L92 211H91ZM113 213H115V212H112V214ZM124 212H122V216L124 215L123 214ZM99 214V215H98ZM107 214H106V216H107ZM126 214V213H125ZM134 214V215H133ZM84 215V214H83ZM132 215L134 216V217H136V216H138L137 215V213H136V211L134 212V213H132ZM88 216V215H87ZM86 216V217H87ZM110 216V215H109ZM114 216V215H113ZM116 216V215H115ZM132 216V217H133ZM90 217V216H89ZM117 217H119V215L117 216ZM139 217V216H138ZM101 218V217H100ZM109 218V217H108ZM123 218V217H122ZM88 219V218H87ZM135 219V218H134ZM137 219V218H136ZM100 220H102V219H100ZM136 221V220H135ZM139 221L144 225V227H145V229L147 230V232L148 233H150L152 236H154V237H156V238H158V239H160V240H162V241H164L166 244H168V245H171L172 247H174V248H176V250L177 249H181L182 248V250H183V248H184V246L186 245L185 243H182L181 241H183V240H180L179 238H178V236L176 235V234H174L173 232H171L170 230H168L167 228H165L164 226H162L161 224H159L158 222H156V221H154V220H152L151 218H149V217H147V216H143V217H139ZM137 223H138V221H137ZM67 224V223H66ZM59 225V224H58ZM65 225V224H64ZM80 225V224H79ZM88 226H89V224H88ZM65 227V226H64ZM75 227V226H74ZM87 227V226H86ZM71 228V227H70ZM84 228V227H83ZM42 230V229H41ZM69 232V231H68ZM72 234V233H71ZM98 234V233H97ZM73 236V235H72ZM72 238V237H71ZM92 243V242H91ZM185 244V245H184ZM70 248V247H69ZM82 248V247H81ZM82 250V249H81ZM88 250V249H87ZM86 251V250H85ZM184 251V250H183ZM91 252V251H90ZM96 252V251H95ZM96 254V253H95ZM87 260H89V259H87ZM95 261V260H94ZM93 261V262H94ZM12 262H10V264H11ZM89 263H90V261H89ZM13 264V263H12ZM98 264V263H97Z\"/></svg>",
    "mask_w": 264,
    "mask_h": 264
},
{
    "label": "clouds",
    "instance_id": "3",
    "mask_svg": "<svg viewBox=\"0 0 264 264\" xmlns=\"http://www.w3.org/2000/svg\"><path fill=\"white\" fill-rule=\"evenodd\" d=\"M103 94L114 124L108 134L99 142L87 145L86 150L91 161L102 160L113 166L110 194L122 198L129 207L134 206L137 215L143 217L156 207L157 185L162 174L159 165L164 143L160 132L161 110L150 99L138 104L126 79L114 78ZM56 154V148L46 147L38 157L40 167ZM26 174L38 186L52 182L51 174L36 165ZM185 176V169L177 168L171 178L175 190L161 195L159 202L178 204L189 201V194L181 190Z\"/></svg>",
    "mask_w": 264,
    "mask_h": 264
},
{
    "label": "built area",
    "instance_id": "4",
    "mask_svg": "<svg viewBox=\"0 0 264 264\" xmlns=\"http://www.w3.org/2000/svg\"><path fill=\"white\" fill-rule=\"evenodd\" d=\"M9 0H0V16L8 11Z\"/></svg>",
    "mask_w": 264,
    "mask_h": 264
},
{
    "label": "crops",
    "instance_id": "5",
    "mask_svg": "<svg viewBox=\"0 0 264 264\" xmlns=\"http://www.w3.org/2000/svg\"><path fill=\"white\" fill-rule=\"evenodd\" d=\"M214 242L218 246L223 245L225 243L224 236L222 234L217 235L216 238L214 239ZM154 246H157V245H154Z\"/></svg>",
    "mask_w": 264,
    "mask_h": 264
},
{
    "label": "trees",
    "instance_id": "6",
    "mask_svg": "<svg viewBox=\"0 0 264 264\" xmlns=\"http://www.w3.org/2000/svg\"><path fill=\"white\" fill-rule=\"evenodd\" d=\"M152 251L155 253H159V251H157V249H152Z\"/></svg>",
    "mask_w": 264,
    "mask_h": 264
}]
</instances>
